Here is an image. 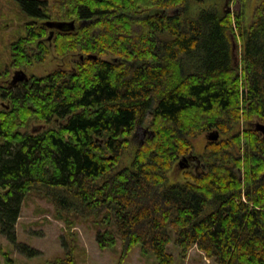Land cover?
I'll list each match as a JSON object with an SVG mask.
<instances>
[{"label": "trees", "instance_id": "trees-1", "mask_svg": "<svg viewBox=\"0 0 264 264\" xmlns=\"http://www.w3.org/2000/svg\"><path fill=\"white\" fill-rule=\"evenodd\" d=\"M17 1L29 20L5 75L43 62L51 48L75 58L70 69L0 85L9 100L0 110V234L38 254L15 227L36 192L67 230L90 221L100 249L119 243L118 264L134 246L154 264L184 261L192 246L216 264H264V0L248 26L246 0L196 12L208 0ZM232 1L241 4L233 12ZM52 20L74 29L50 35ZM34 119L58 124L23 131ZM138 125L147 134L133 145ZM215 131L228 136L194 154L192 139ZM184 156L200 170L190 165L169 183ZM67 247L49 264H79Z\"/></svg>", "mask_w": 264, "mask_h": 264}, {"label": "rangeland", "instance_id": "rangeland-1", "mask_svg": "<svg viewBox=\"0 0 264 264\" xmlns=\"http://www.w3.org/2000/svg\"><path fill=\"white\" fill-rule=\"evenodd\" d=\"M53 0H50L52 2ZM260 0H246L243 4L244 22L248 26L254 10ZM228 5V4H227ZM225 0H208L204 5L195 4L192 12H196L204 7L215 6L220 10L225 9ZM241 7L240 2L232 1L229 4V10L235 11V8ZM29 19L20 11L17 0H0V85H7L12 79L15 69H10L9 74L5 75L10 63V44L17 37L25 33V24ZM51 29V28H50ZM52 30V29H51ZM50 30V31H51ZM236 32V30H235ZM50 36V35H49ZM234 40V39H233ZM232 40V41H233ZM236 47L233 50L234 60L237 61L239 67L242 63V39L237 34ZM236 52V53H235ZM75 56L61 57L56 55L52 48L50 54L41 63H35L30 68H24L25 72L30 75H47L58 68L70 69ZM241 71V69H239ZM18 82V81H17ZM16 82V83H17ZM15 84V83H13ZM15 90H17L15 88ZM9 100L0 96V110L8 107ZM57 121H45L34 119L31 120L27 127L22 130L28 132H40L46 128L57 127ZM238 130L243 136L246 128L244 114L241 113L238 124ZM147 134V127L138 125L132 136L133 145H137L144 140ZM206 132L199 134L192 139L194 146V154L200 155L206 151L208 140ZM228 135H219V137H227ZM218 137V138H219ZM131 152V151H130ZM242 153V149H241ZM128 154L127 156H131ZM187 157V156H186ZM128 163V160H126ZM193 165L195 170L199 171L196 159L192 158L188 161ZM178 164V161L176 162ZM186 166H175L168 173L169 183L183 181V171L189 168ZM197 167V168H196ZM17 241L38 250V254L28 257L20 253L13 244H11L3 235L0 234V264H8L5 260V254L11 258V264H49L55 257L63 256L66 247L72 248L75 259L79 264H118L120 257V245L115 249H100L96 242V231L92 227L91 222H77L71 229L65 227L62 220L55 216L53 205L48 199L36 192H32L22 203L20 215L16 223ZM70 234H73V236ZM68 242V243H67ZM67 243V244H66ZM67 245V246H66ZM170 251L177 256V249L173 246ZM10 264V263H9ZM123 264H154L152 257H143L140 255L138 246H134L127 254ZM175 264H216L212 259L207 258L203 252L192 246L187 253L184 261L178 258Z\"/></svg>", "mask_w": 264, "mask_h": 264}, {"label": "water", "instance_id": "water-1", "mask_svg": "<svg viewBox=\"0 0 264 264\" xmlns=\"http://www.w3.org/2000/svg\"><path fill=\"white\" fill-rule=\"evenodd\" d=\"M47 25L52 29L50 31V35L53 34L54 32V29H58V30H64V29H68V26L70 29H74V22L73 21H50L47 23ZM50 38V37H49ZM236 47L235 43L232 42V50H234ZM95 57V56H94ZM24 79H27V75H26V72L22 69H18V70H15L14 73H13V76H12V79H11V83H16L17 81H21V80H24ZM257 129L260 130L263 134H264V124H261V123H258L257 124ZM211 138L212 139H217L218 138V132L215 131L212 135H211ZM183 160H188L187 157H182L180 160H178V164L180 167L182 166H186L184 164H182V161Z\"/></svg>", "mask_w": 264, "mask_h": 264}, {"label": "flooded vegetation", "instance_id": "flooded-vegetation-1", "mask_svg": "<svg viewBox=\"0 0 264 264\" xmlns=\"http://www.w3.org/2000/svg\"><path fill=\"white\" fill-rule=\"evenodd\" d=\"M192 158H194L195 159V157H193V156H187V161L186 160H183L182 161V163L184 164V163H186V164H190L191 165V163L190 162H188V161H190V159H192ZM179 165V164H178Z\"/></svg>", "mask_w": 264, "mask_h": 264}, {"label": "crops", "instance_id": "crops-1", "mask_svg": "<svg viewBox=\"0 0 264 264\" xmlns=\"http://www.w3.org/2000/svg\"><path fill=\"white\" fill-rule=\"evenodd\" d=\"M210 137H211V136L209 135V136H208V139H209Z\"/></svg>", "mask_w": 264, "mask_h": 264}, {"label": "bare ground", "instance_id": "bare-ground-1", "mask_svg": "<svg viewBox=\"0 0 264 264\" xmlns=\"http://www.w3.org/2000/svg\"><path fill=\"white\" fill-rule=\"evenodd\" d=\"M170 12V11H169ZM53 21V20H52ZM255 125V124H254ZM183 164V163H182Z\"/></svg>", "mask_w": 264, "mask_h": 264}]
</instances>
